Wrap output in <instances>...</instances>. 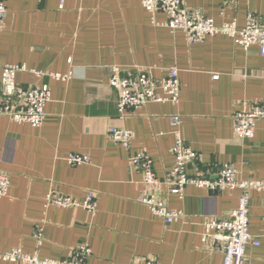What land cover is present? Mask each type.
Returning <instances> with one entry per match:
<instances>
[{
	"label": "crops",
	"instance_id": "1",
	"mask_svg": "<svg viewBox=\"0 0 264 264\" xmlns=\"http://www.w3.org/2000/svg\"><path fill=\"white\" fill-rule=\"evenodd\" d=\"M2 1L0 75L3 66H24L16 85H47L51 99L40 128L0 117V172L10 178L8 195L0 198V252L21 249L64 260L84 244L91 251L86 264H222L220 253L202 246V222L227 217L241 191L187 186L177 196L163 186L158 202L184 215L165 224L138 201L142 175L131 169L129 157L147 155L164 180L178 136L205 169L228 163L240 181L264 180V120L256 122L253 138L241 140L233 118L264 103L259 48L244 51L223 35L189 44L182 33L163 26L164 14L150 15L140 0H65L63 8L57 0ZM184 5L216 25L236 22L242 28L248 14L264 20V0H184ZM113 67L148 69L157 81L167 69H178V102L148 104L122 117L109 87ZM174 116L180 118L177 126ZM110 127L133 133L130 151L107 137ZM70 154L88 156L89 163L71 166ZM198 172L196 165L186 168L190 177ZM50 190L77 200L93 192L96 210L47 207ZM249 216L250 235L261 237L264 192H250ZM38 225L40 245L34 238ZM246 264H264L263 239L246 248Z\"/></svg>",
	"mask_w": 264,
	"mask_h": 264
},
{
	"label": "built area",
	"instance_id": "2",
	"mask_svg": "<svg viewBox=\"0 0 264 264\" xmlns=\"http://www.w3.org/2000/svg\"><path fill=\"white\" fill-rule=\"evenodd\" d=\"M42 1V0H38ZM63 8L65 0H57ZM142 7L150 15L162 13L166 16L163 26L171 32H180L189 44L201 43L207 38L227 36L244 51L252 46H257L260 55L264 57V20H259L255 15L248 14L245 24L238 28L236 22L216 25L212 19L205 18L197 9L188 8L184 0H140ZM6 8L0 0V32ZM25 71L24 66H3L0 75V117H6L17 124H27L32 128H40L45 121V106L51 99V92L47 85H33L27 88L17 86L15 75ZM41 77L42 74H35ZM51 75V76H50ZM50 77L59 79L58 74H49ZM109 87L117 93V112L123 117L126 113H135L148 104H176L179 100L181 85L179 70L169 68L165 76L157 81L150 70L133 68L121 70L111 68ZM234 134L238 139L246 140L254 136L256 122L264 120V103L255 105L248 112L234 115ZM174 126L179 125L180 118L172 117ZM107 137L130 151L134 135L124 128L110 127L106 131ZM173 167L167 172L164 180H159L152 168L151 159L142 153H135L129 157L132 170L142 175L144 192L138 201L149 207L150 211L162 219L165 224H171L184 218L181 212L170 211L165 205L158 202L157 196L165 186L172 195L181 196L187 186H195L206 191H241L237 207L227 217L210 218L202 222V246L211 252L221 254L222 264H246V248L258 247L261 237L251 236L249 233V205L250 192H264V180H238V172L234 165L224 163L214 170L204 168L200 157L184 145L177 136L172 147ZM68 163L71 166L88 164V156L70 154ZM193 164L199 168L196 176L190 177L186 173L188 165ZM10 187L9 175L0 172V198L7 197ZM97 196L88 192L83 200H77L62 195L55 190L45 197L47 207L58 209H82L93 214L96 210ZM34 238L37 244L42 242V228L38 225ZM71 259L54 260L40 258L37 253L28 255L21 249H11L0 252V261L16 264H86L91 256L90 249L81 244L72 250ZM129 264H137L131 262ZM143 264H157L154 260H147Z\"/></svg>",
	"mask_w": 264,
	"mask_h": 264
}]
</instances>
